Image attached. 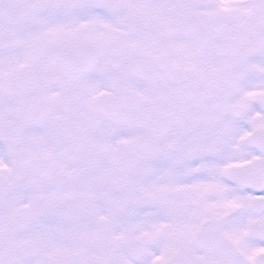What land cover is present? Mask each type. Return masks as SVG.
I'll use <instances>...</instances> for the list:
<instances>
[{
    "label": "snow or ice",
    "instance_id": "6c2138e0",
    "mask_svg": "<svg viewBox=\"0 0 264 264\" xmlns=\"http://www.w3.org/2000/svg\"><path fill=\"white\" fill-rule=\"evenodd\" d=\"M0 264H264V0H0Z\"/></svg>",
    "mask_w": 264,
    "mask_h": 264
}]
</instances>
